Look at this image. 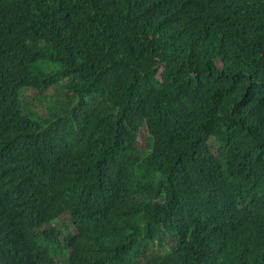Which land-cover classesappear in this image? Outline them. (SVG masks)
Listing matches in <instances>:
<instances>
[{"label": "trees", "instance_id": "obj_1", "mask_svg": "<svg viewBox=\"0 0 264 264\" xmlns=\"http://www.w3.org/2000/svg\"><path fill=\"white\" fill-rule=\"evenodd\" d=\"M65 261L264 264V0H0V264Z\"/></svg>", "mask_w": 264, "mask_h": 264}, {"label": "clouds", "instance_id": "obj_2", "mask_svg": "<svg viewBox=\"0 0 264 264\" xmlns=\"http://www.w3.org/2000/svg\"><path fill=\"white\" fill-rule=\"evenodd\" d=\"M62 216V215H61ZM61 216H57L56 218H54L53 220H52V222H51V224L50 225H45L44 226V228H47V227H55V226H58L59 224H62L63 222H64V220H65V217H66V215H64L63 216V220L59 223V224H56L55 222L57 221V219L59 218V217H61ZM62 264H67V261H65V262H62Z\"/></svg>", "mask_w": 264, "mask_h": 264}, {"label": "rangeland", "instance_id": "obj_3", "mask_svg": "<svg viewBox=\"0 0 264 264\" xmlns=\"http://www.w3.org/2000/svg\"><path fill=\"white\" fill-rule=\"evenodd\" d=\"M64 215H66V214H64ZM64 215H62L61 217H59L55 223L56 224H59L63 220V216Z\"/></svg>", "mask_w": 264, "mask_h": 264}]
</instances>
